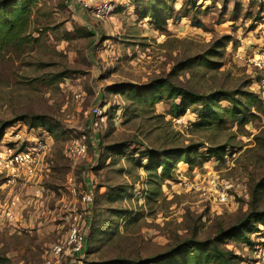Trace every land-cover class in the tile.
Instances as JSON below:
<instances>
[{"label":"rangeland","instance_id":"obj_1","mask_svg":"<svg viewBox=\"0 0 264 264\" xmlns=\"http://www.w3.org/2000/svg\"><path fill=\"white\" fill-rule=\"evenodd\" d=\"M20 1L29 8L27 40L0 56V126L14 120L1 140L45 137L50 150L41 177L0 174V264L144 259L185 240H211L264 212V89L251 63L264 49V0H103L113 2V13L86 20L69 0ZM159 79L218 93L213 108L236 110L198 126L200 104L179 115L170 99L143 106L125 94ZM95 105L104 107L105 122L87 156L72 161L70 136L84 132ZM35 114L44 124L30 127ZM190 143L200 147L169 170L145 168L150 149ZM221 145L222 155L214 154ZM212 177L227 190L224 204L197 189ZM74 222L84 238L76 252L66 248ZM248 224L259 231L244 229L224 246L241 264H256L264 224L254 217ZM55 244L63 254L51 253Z\"/></svg>","mask_w":264,"mask_h":264},{"label":"trees","instance_id":"obj_2","mask_svg":"<svg viewBox=\"0 0 264 264\" xmlns=\"http://www.w3.org/2000/svg\"><path fill=\"white\" fill-rule=\"evenodd\" d=\"M28 12V4L25 2L20 0H0V56L7 48L9 49L13 46L19 47L27 40V35L24 32H26ZM126 90V96L138 105H150L163 99H170L171 107L178 110L179 115L186 110L185 106L188 103L194 102L200 104L202 110L199 111L201 119L196 123L198 126H207V123H210L212 120L222 122L220 112H235L236 110V108L223 107L219 109L218 106L213 108L212 100L216 99V95H220L218 93L212 96L199 95L188 90V88L169 85L164 79H159L148 87L125 88ZM223 97L232 104V107H237V100L233 95ZM176 99H180L181 104H176ZM249 110L247 109V111ZM31 119L30 127L42 126L44 124L42 122L43 116L41 115H32ZM12 121L14 120L5 121L0 126V140L5 128L12 125ZM198 147H200V144L190 143L181 149H172L167 152H156L154 149H150L148 152V164L145 168L149 169L153 167L157 170L160 167L162 170H169L174 159H185L191 152L198 149ZM225 148L226 145H221L213 149L212 152L217 155H222ZM261 184H258V186ZM252 217L256 219L257 224H264V212L252 211L246 218L238 221L237 224L226 229L221 228L215 238L211 240L189 239L166 253L144 259H112L108 264H241L242 260L240 256L226 248L224 241L228 237H233L237 240L244 229L247 232L252 231V233L259 231L258 225H255V227L249 226L248 223ZM5 261V259L0 260L1 263Z\"/></svg>","mask_w":264,"mask_h":264},{"label":"built area","instance_id":"obj_3","mask_svg":"<svg viewBox=\"0 0 264 264\" xmlns=\"http://www.w3.org/2000/svg\"><path fill=\"white\" fill-rule=\"evenodd\" d=\"M73 7L79 6L84 9L88 14L95 17H106L113 13V2L103 0H69ZM251 63L258 75L259 84L264 89V49L254 55ZM79 97V94L76 96ZM89 117L83 125L84 132H73L70 136V143L67 148V156L72 161H79L85 158L88 154V144L92 141V134L101 128L105 122L106 111L104 107L99 105L93 106L89 111ZM91 135V136H90ZM47 138L41 137L32 140L22 139L17 135L13 141L0 140V174L8 179L23 178L24 180H33L38 176L41 177V166L45 156L48 154L50 148L47 143ZM202 194L208 199H213L215 202L224 204L227 201L228 193L225 188H216L215 178H208L206 185L201 188ZM84 200L90 201L91 196L85 194ZM78 223H72L71 229L67 235L66 248L69 251L76 252L83 247V236L78 229ZM51 253L55 256L63 254V247L55 244L50 248ZM255 263L264 264V247L257 246L255 250ZM49 263V262H48ZM62 264V263H60Z\"/></svg>","mask_w":264,"mask_h":264},{"label":"crops","instance_id":"obj_4","mask_svg":"<svg viewBox=\"0 0 264 264\" xmlns=\"http://www.w3.org/2000/svg\"><path fill=\"white\" fill-rule=\"evenodd\" d=\"M76 13H77V16L82 15L83 20L84 19L86 20V18H89V19H94L95 18V16H92L91 14H88L84 9H81V8H79L76 11ZM97 95H99V94L97 93ZM26 182H28V181H26Z\"/></svg>","mask_w":264,"mask_h":264}]
</instances>
